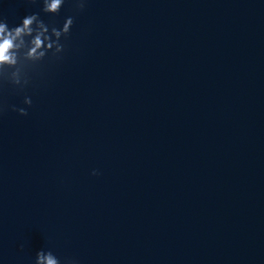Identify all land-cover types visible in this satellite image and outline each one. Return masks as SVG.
Masks as SVG:
<instances>
[{"label":"clouds","instance_id":"clouds-1","mask_svg":"<svg viewBox=\"0 0 264 264\" xmlns=\"http://www.w3.org/2000/svg\"><path fill=\"white\" fill-rule=\"evenodd\" d=\"M38 2L42 4L43 13L57 15L65 0H29L33 4ZM72 3L77 11H83L87 0H72ZM73 24L72 16L66 17L63 25L57 27L45 23L40 13H30L23 16L19 24L10 27L7 20L0 17V89L11 85L22 92L32 81L31 73L46 60L61 59L65 51L64 41L68 39ZM32 103L31 97L25 95L23 104L27 107L12 105L11 110L27 116ZM8 107L0 100V115ZM92 175L99 173L93 170ZM34 264H76V261L65 259L62 262L53 251L40 249L36 252Z\"/></svg>","mask_w":264,"mask_h":264}]
</instances>
